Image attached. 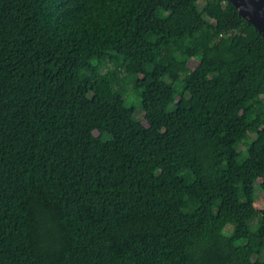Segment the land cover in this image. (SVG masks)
<instances>
[{
  "label": "trees",
  "instance_id": "obj_1",
  "mask_svg": "<svg viewBox=\"0 0 264 264\" xmlns=\"http://www.w3.org/2000/svg\"><path fill=\"white\" fill-rule=\"evenodd\" d=\"M259 179L230 0H0V264H264Z\"/></svg>",
  "mask_w": 264,
  "mask_h": 264
},
{
  "label": "water",
  "instance_id": "obj_2",
  "mask_svg": "<svg viewBox=\"0 0 264 264\" xmlns=\"http://www.w3.org/2000/svg\"><path fill=\"white\" fill-rule=\"evenodd\" d=\"M240 15L264 37V0H230Z\"/></svg>",
  "mask_w": 264,
  "mask_h": 264
},
{
  "label": "rangeland",
  "instance_id": "obj_3",
  "mask_svg": "<svg viewBox=\"0 0 264 264\" xmlns=\"http://www.w3.org/2000/svg\"><path fill=\"white\" fill-rule=\"evenodd\" d=\"M193 68V65H191V69ZM128 104L130 105H136V106H140V101L137 97H135L134 95L128 96ZM105 138L107 139V135H105ZM238 150L240 152V161L244 160L247 156L246 152H245V145L241 144L238 147ZM260 182L261 180L259 179L256 184H255V197H256V207L257 209L262 212L264 210V192L262 191V189L260 188ZM264 257V253L262 255V258ZM260 264V263H258Z\"/></svg>",
  "mask_w": 264,
  "mask_h": 264
}]
</instances>
